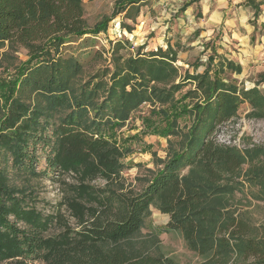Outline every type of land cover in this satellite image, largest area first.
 I'll return each instance as SVG.
<instances>
[{
	"label": "trees",
	"instance_id": "16d2710c",
	"mask_svg": "<svg viewBox=\"0 0 264 264\" xmlns=\"http://www.w3.org/2000/svg\"><path fill=\"white\" fill-rule=\"evenodd\" d=\"M139 1L116 0L114 15L138 14ZM246 3L254 14L262 4ZM109 21L90 28L81 0H0V48L30 56L17 97L13 85L2 93L0 81V264H176L138 237L151 208L169 217L161 230L179 233L196 264H264V236L231 203L245 183L264 195V146L212 137L243 103L249 118L264 119V74L240 88L224 76L240 65L213 54L202 72L195 61L181 75L171 48L123 57L117 41L112 69L77 81L81 62L65 55L67 44L105 32ZM144 103V132L165 137L166 152L147 147L153 169L134 189L123 177L134 166L124 162L131 149L117 131ZM39 156L45 167L36 171ZM13 175H56V209H37L34 192L13 185Z\"/></svg>",
	"mask_w": 264,
	"mask_h": 264
},
{
	"label": "rangeland",
	"instance_id": "374dc122",
	"mask_svg": "<svg viewBox=\"0 0 264 264\" xmlns=\"http://www.w3.org/2000/svg\"><path fill=\"white\" fill-rule=\"evenodd\" d=\"M160 1L146 0L141 4L138 14L136 9L132 8L128 17H124L125 11L114 15L116 0H81L84 19L90 28L99 21H105L108 18L110 21L105 32L96 36L86 34L79 38L74 37L67 44L65 55H72L81 62L77 81H87L92 75H98L97 73H101L104 69H112V48L117 41L124 44V47L119 50V54L123 57L134 55L137 52L156 51L158 48L164 50L167 45L172 44L176 51L180 52L179 59L176 57L177 60L174 63L179 67V74L182 75L187 69L192 72L193 68H189V65L195 61H201L203 64L197 68L198 72H202L207 57L214 54L216 35H211L210 40L206 41L198 37L197 29L194 28L201 15L195 14L193 22L181 25L172 20L177 17L182 18L187 0H167L172 5L171 11L164 6V3L157 4ZM172 10L175 11L172 12ZM164 16L166 19L162 20ZM254 17L253 15L248 17L249 22L257 23L259 17L256 19ZM163 22L165 24H162ZM262 27L264 26L262 25ZM234 50L237 51V49ZM226 54L231 55V53ZM29 57L26 50L21 47L5 45L0 48V81L5 83L2 93L6 94L13 85L14 97L19 95L17 90L23 78L21 73L27 70ZM183 59L185 62L182 61ZM244 61L246 64L240 73L227 71L224 76L235 81L240 88L249 89L254 87L258 75L264 74V54ZM259 88L262 89V86ZM22 97L26 96L22 95ZM150 109L148 104H142L138 110L132 113L125 126L117 131L118 140L120 139L122 144H127L131 149V153L126 155L124 162L134 166L126 169L123 172V177L134 189L141 188L143 185L142 181L139 182L136 179L148 175L147 170L153 169L151 155L147 147H150L151 151L156 152L157 156L161 158L165 156L166 152L165 137L144 132L141 119L148 115ZM249 110L247 103L241 104L236 118L216 127L212 134L214 140L222 144L239 145V149L253 145L264 146V119L249 118L247 116ZM184 122L179 121L178 123L182 126ZM38 161L39 163L35 165L36 171H41L45 167L44 157H40ZM243 168L246 169L247 165H244ZM11 182L17 187L33 191V195L37 199L36 207L43 213L54 211L60 201L63 186L56 175L39 176L34 179L24 178L23 175H13ZM253 195L261 197V199H254ZM231 203L236 211L254 226L255 234L264 236V195L259 187L245 183L242 189L235 192ZM166 218L167 215L151 208V214L144 222L138 237L145 240L151 247L155 245L153 250L157 249L159 253L172 259L176 264H196L199 258L186 248L179 233H167L161 230L167 224ZM33 264L42 263L35 262Z\"/></svg>",
	"mask_w": 264,
	"mask_h": 264
},
{
	"label": "crops",
	"instance_id": "0c3cea01",
	"mask_svg": "<svg viewBox=\"0 0 264 264\" xmlns=\"http://www.w3.org/2000/svg\"><path fill=\"white\" fill-rule=\"evenodd\" d=\"M145 1L140 0L136 5H140V8ZM246 1L248 0H187L183 8L182 18L177 17L172 20L181 25L193 22L195 14L201 15L194 28L197 29L198 37L206 41L215 34L213 53L218 58L230 60L240 65L242 71L246 64L244 60L257 58L264 54V27H262V25L264 26V0H254L255 2H262L257 14H254L253 8ZM162 3L169 9L172 7L170 1L167 0H161L157 4L161 5ZM174 11L172 10V12ZM252 15L255 16V19L259 17L257 23L249 22L248 17ZM165 19L164 16L162 20ZM167 47L174 50L179 59V50L176 51L172 44L167 45ZM226 53H231V55ZM182 61L185 62V59Z\"/></svg>",
	"mask_w": 264,
	"mask_h": 264
},
{
	"label": "built area",
	"instance_id": "2783aa9c",
	"mask_svg": "<svg viewBox=\"0 0 264 264\" xmlns=\"http://www.w3.org/2000/svg\"><path fill=\"white\" fill-rule=\"evenodd\" d=\"M225 145H231V144H229V143H225ZM234 146H237L238 148L240 147L239 145H234Z\"/></svg>",
	"mask_w": 264,
	"mask_h": 264
},
{
	"label": "water",
	"instance_id": "95a60500",
	"mask_svg": "<svg viewBox=\"0 0 264 264\" xmlns=\"http://www.w3.org/2000/svg\"><path fill=\"white\" fill-rule=\"evenodd\" d=\"M169 221V217L167 216V218H166V223Z\"/></svg>",
	"mask_w": 264,
	"mask_h": 264
}]
</instances>
